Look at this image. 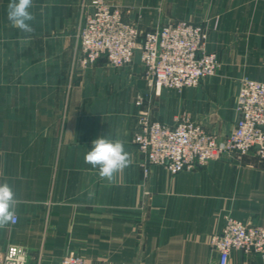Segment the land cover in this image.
Here are the masks:
<instances>
[{
    "label": "crops",
    "instance_id": "crops-1",
    "mask_svg": "<svg viewBox=\"0 0 264 264\" xmlns=\"http://www.w3.org/2000/svg\"><path fill=\"white\" fill-rule=\"evenodd\" d=\"M91 1L33 0L26 34L7 19L10 0H0V182L18 196L17 221L0 228V261L17 244L26 264L71 253L90 264H219L211 238L227 216L264 225V159L253 149L173 173L146 163L134 136L143 112L200 123L219 139L233 130L241 79L264 81V0H106L143 32L181 20L207 29L216 74L176 90L156 89L139 55L125 67L78 64ZM108 134L133 157L112 181L84 162ZM260 263L238 250L229 257Z\"/></svg>",
    "mask_w": 264,
    "mask_h": 264
},
{
    "label": "built area",
    "instance_id": "built-area-1",
    "mask_svg": "<svg viewBox=\"0 0 264 264\" xmlns=\"http://www.w3.org/2000/svg\"><path fill=\"white\" fill-rule=\"evenodd\" d=\"M77 33L78 64L86 68L100 58L114 67L130 65L136 55L156 89L197 86L216 74L217 54L207 51V31L185 20L143 32L124 19L120 8L106 0H92ZM141 97L137 103L140 104ZM238 117L234 129L223 139L201 125L179 120L175 126L141 114L135 142L152 164L177 173L217 160L224 154L241 159L255 149L264 159V82L243 78L237 95ZM17 217L12 222L15 223ZM219 252V264H229L233 250L257 254L264 264V225H249L227 216L221 231L211 238ZM27 251L11 244L0 264H26ZM55 264H90L82 254L71 253Z\"/></svg>",
    "mask_w": 264,
    "mask_h": 264
},
{
    "label": "clouds",
    "instance_id": "clouds-1",
    "mask_svg": "<svg viewBox=\"0 0 264 264\" xmlns=\"http://www.w3.org/2000/svg\"><path fill=\"white\" fill-rule=\"evenodd\" d=\"M33 0H10L7 6V19L11 25L24 33H32L31 23L34 15ZM84 162L98 169L100 178L112 181L114 177L133 164L132 154L125 150L124 141L112 139L109 134L92 141L90 151L84 156ZM18 196L8 182H0V228L6 227L17 211Z\"/></svg>",
    "mask_w": 264,
    "mask_h": 264
},
{
    "label": "rangeland",
    "instance_id": "rangeland-1",
    "mask_svg": "<svg viewBox=\"0 0 264 264\" xmlns=\"http://www.w3.org/2000/svg\"><path fill=\"white\" fill-rule=\"evenodd\" d=\"M188 22H189V21H188ZM190 23H191V22H190ZM197 25H198V24H197ZM200 26H202V25H200ZM202 27H203V26H202ZM203 28H205V27H203ZM205 29H206V28H205ZM206 31H207V29H206ZM207 34H208V31H207ZM207 40H208V37H207ZM77 41H78V39H77ZM206 43H207V41H206ZM206 49H207V48H206ZM79 50H80V47H79V41H78V54H79V55H77V62H78V57L81 55V53H80ZM207 51H209V50H207ZM210 52H213V51H210ZM214 53H216V52H214ZM216 54H217V53H216ZM217 57H218V55H217ZM100 59H102V58H100ZM100 59H99V60H100ZM106 61H107V59H106ZM134 61H135V59H134ZM134 61H133V62H134ZM218 61H219V59H218ZM107 62H108V61H107ZM133 62H132V63H133ZM132 63H131V64H132ZM131 64H130V65H131ZM141 64H142V63H141ZM93 65H94V64H93ZM126 66H129V65H126ZM142 66H143V65H142ZM121 67H125V66H121ZM143 72L145 73V69H144V68H143ZM145 75H146V73H145ZM210 77H211V76H210ZM245 78H247V77H245ZM248 79H250V78H248ZM241 80H242V79H241ZM251 80H254V79H251ZM256 81H258V80H256ZM261 82H264V81H261ZM240 83H241V81H240ZM163 88H165V87H163ZM166 88H167V87H166ZM181 88H183V87H181ZM181 88H169V89H175V90H176V89H181ZM160 89H161V88H160ZM160 89H159V90H160ZM141 101H142V100H141ZM136 102H137V101H136ZM141 103H142V102H141ZM141 103H140V104H141ZM137 104H138V103H137ZM140 104H138V105H140ZM143 113H144L145 115H147V113H145V112H143ZM147 116H148V115H147ZM148 117H149V116H148ZM149 119H151V118L149 117ZM152 120H153V119H152ZM179 120H183V119H178L177 122H178ZM184 120H188V119H184ZM153 121H159V120H153ZM189 121H190V120H189ZM159 122H160V123H163V122H161V121H159ZM177 122H176L174 125H169V124H167V125H169V126H175V125L177 124ZM194 123L201 125L200 123H197V122H194ZM163 124H166V123H163ZM201 126H202V125H201ZM202 127H203V126H202ZM203 128H204V127H203ZM204 129H205V128H204ZM233 129H234V128H233ZM205 130H206V129H205ZM206 131H207V130H206ZM136 132H137V131H136ZM207 132H208V131H207ZM209 133H210V132H209ZM135 134H136V133H135ZM211 134H212V133H211ZM135 137H136V136H134V142H135ZM135 144H136L137 147H138V144H137L136 142H135ZM138 149H139V147H138ZM142 153H143V152H142ZM143 154H144V153H143ZM256 154H257V153H256ZM144 155H145V154H144ZM257 156H258V155H257ZM234 157H235V156H234ZM243 157H244V156H243ZM243 157H242V158H243ZM258 157H259V156H258ZM235 158H237V157H235ZM242 158H241V159H242ZM259 158H260V157H259ZM260 159H261V158H260ZM145 160H146V157H145ZM146 163H149V162L146 160ZM149 164H152V163H149Z\"/></svg>",
    "mask_w": 264,
    "mask_h": 264
}]
</instances>
